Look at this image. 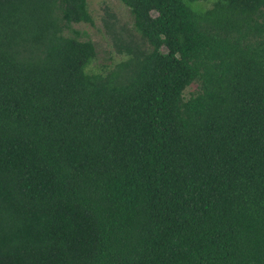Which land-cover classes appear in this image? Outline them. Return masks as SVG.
Returning a JSON list of instances; mask_svg holds the SVG:
<instances>
[{
    "label": "trees",
    "instance_id": "trees-1",
    "mask_svg": "<svg viewBox=\"0 0 264 264\" xmlns=\"http://www.w3.org/2000/svg\"><path fill=\"white\" fill-rule=\"evenodd\" d=\"M119 1L94 72L88 0H0V264H264V0Z\"/></svg>",
    "mask_w": 264,
    "mask_h": 264
},
{
    "label": "rangeland",
    "instance_id": "rangeland-1",
    "mask_svg": "<svg viewBox=\"0 0 264 264\" xmlns=\"http://www.w3.org/2000/svg\"><path fill=\"white\" fill-rule=\"evenodd\" d=\"M214 0H198L197 7L206 8L212 5ZM89 9L94 18V24L91 23H74L72 30H78L82 39H90L96 46L97 57L88 67L89 71L104 72L114 67L118 62L127 57L125 53H120L115 46L112 35L105 26L107 18L106 10L109 9L116 15V27L123 31L125 36L135 40H140V34L134 26V17L130 9L119 0H88ZM72 30L67 31L68 34ZM198 85L195 83L189 86L185 95L189 97L191 92H197Z\"/></svg>",
    "mask_w": 264,
    "mask_h": 264
}]
</instances>
